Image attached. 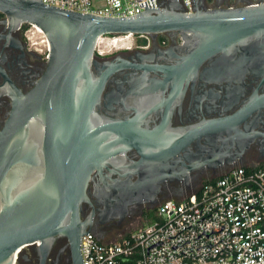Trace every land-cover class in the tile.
<instances>
[{"label":"water","instance_id":"water-1","mask_svg":"<svg viewBox=\"0 0 264 264\" xmlns=\"http://www.w3.org/2000/svg\"><path fill=\"white\" fill-rule=\"evenodd\" d=\"M0 13L12 28L37 26L49 44L47 67L34 87L9 90L12 108L0 129V264L19 262L29 246L37 247L43 264L59 237L68 239L70 264H83L80 240L92 231L95 217L101 224L121 223L131 207L155 203L164 183L189 189L196 171L242 164L254 143L264 159V127L257 129L264 125V92H258L264 82V1L208 8L205 0H193V11L186 13L178 0H164L135 16L104 17L41 0H0ZM172 31L193 38L175 65L127 64L118 57L100 63L94 55L105 34ZM126 65L144 69L142 76L159 72L162 79L143 78L125 95L165 92L170 85L158 105L166 108L161 115L136 110L101 119L94 113L109 77ZM246 75L261 81L238 110L172 126L168 102L189 82L200 77L218 85L207 88L206 96L215 99L221 91L227 111L244 94L240 78ZM130 151L138 158L117 168L118 178L103 174ZM95 175L103 183L94 194L103 206L97 209L88 194ZM83 204L92 207L84 218Z\"/></svg>","mask_w":264,"mask_h":264},{"label":"built area","instance_id":"built-area-1","mask_svg":"<svg viewBox=\"0 0 264 264\" xmlns=\"http://www.w3.org/2000/svg\"><path fill=\"white\" fill-rule=\"evenodd\" d=\"M42 3L104 17H129L164 0H41ZM186 13L193 0H178ZM26 37L48 58L49 44L28 24ZM137 34H105L94 55L116 52ZM154 217L113 240L93 231L81 237L83 264H264V159L223 169L180 198L162 200ZM14 264H19L15 261Z\"/></svg>","mask_w":264,"mask_h":264},{"label":"flooded vegetation","instance_id":"flooded-vegetation-1","mask_svg":"<svg viewBox=\"0 0 264 264\" xmlns=\"http://www.w3.org/2000/svg\"><path fill=\"white\" fill-rule=\"evenodd\" d=\"M261 1L264 0H205V5L208 8H226L239 7ZM28 28L29 25L24 23L20 24L17 28H12L6 20L5 15L0 13V129L12 108L9 90L15 88L19 89L22 93L30 91L42 77L47 67V59L34 50V47L26 37ZM192 42V36L181 31L136 36L123 44L122 48L116 52L104 57H97V59L100 63H103L114 61L118 57L124 59L127 64L171 66L175 65L179 57L185 54L186 48ZM237 56L238 53L235 55V58ZM207 64L206 62L203 63L199 69V73ZM93 72H96V70L93 69ZM143 72L144 69L126 65L110 76L105 84L99 102L94 108V113L101 119L107 117L123 118L124 116L134 114L136 110L151 113L153 117L161 115L166 108L158 105L163 98L169 95L171 91L169 84L165 92H156L148 95H125V91L134 83L142 82L143 78L149 80L162 79V75L159 72L149 71L148 75L142 76ZM240 79L243 82L245 92L227 111H225V105L223 104V102H227V99L222 98L223 93L221 91L220 95L215 99H210L206 96L207 88L214 87L218 90V85H206L200 77L195 80L193 85L189 82L185 92L181 96H173L168 102V110L172 113V126H187L195 124L202 118H215L221 113L229 114L238 110L261 81L260 78L251 75H246L243 79ZM234 82H238V79L234 80ZM258 92H264V82L259 85ZM110 93L118 94L110 95ZM261 119H264V113ZM263 127L264 125L260 123L257 129L261 130ZM252 149H254L255 159L259 160L257 143L251 146L250 150ZM137 158L136 152L130 151L128 158L118 157L109 165L108 169H104L103 174L109 175L113 179L118 178L119 175L115 170ZM231 166L233 165L196 171L192 184L200 180L204 175H210L211 178L217 177L219 172L221 173L223 169ZM110 170H113L115 173L111 174ZM107 181L110 182V179ZM102 185L103 183L99 175H95L88 184V194L94 209L103 207L94 195L95 191H98ZM185 189L186 186L180 182L164 183L161 186L162 192L155 203L131 207L128 216L121 223H117L116 220H110L101 224L97 222V217H95L92 231L98 239L105 240L108 235H111L110 233L123 227L128 218H131L129 224L145 219L148 214L156 210L159 203L165 197H177ZM92 207L88 204H83L81 217H86ZM39 263L40 257L36 246L27 247L20 256L19 264ZM43 264H70L69 242L66 237H59L55 240Z\"/></svg>","mask_w":264,"mask_h":264},{"label":"rangeland","instance_id":"rangeland-1","mask_svg":"<svg viewBox=\"0 0 264 264\" xmlns=\"http://www.w3.org/2000/svg\"><path fill=\"white\" fill-rule=\"evenodd\" d=\"M257 161L258 160L255 159V157H254V149H252V150H250V151L248 150L246 152L242 164H254ZM219 174H220V172H219ZM207 179H211V176L210 175H204L200 180L193 182V184L191 185V187L189 189H185L183 192H180V194L177 197H175L174 195H173L174 197L168 196V197H165L164 200L168 199V198H180L182 195H184L186 193H190L191 191L198 188L200 186V184ZM154 214H155V212L150 213L145 217V219H143L141 221H137V222L132 223V224H129L130 223L129 220H131V218H128L123 227H120L119 230H116L115 232L110 233L111 235H108L107 239H105V240H107V241L113 240V239L118 238L119 236H121L125 233H128L129 231H132V230L138 228L142 224H145L149 220H151L154 217ZM125 225H126V227H125Z\"/></svg>","mask_w":264,"mask_h":264},{"label":"trees","instance_id":"trees-1","mask_svg":"<svg viewBox=\"0 0 264 264\" xmlns=\"http://www.w3.org/2000/svg\"><path fill=\"white\" fill-rule=\"evenodd\" d=\"M211 179H213V178H211Z\"/></svg>","mask_w":264,"mask_h":264},{"label":"bare ground","instance_id":"bare-ground-1","mask_svg":"<svg viewBox=\"0 0 264 264\" xmlns=\"http://www.w3.org/2000/svg\"><path fill=\"white\" fill-rule=\"evenodd\" d=\"M40 30V29H39Z\"/></svg>","mask_w":264,"mask_h":264}]
</instances>
